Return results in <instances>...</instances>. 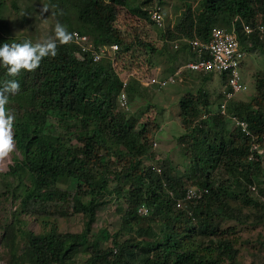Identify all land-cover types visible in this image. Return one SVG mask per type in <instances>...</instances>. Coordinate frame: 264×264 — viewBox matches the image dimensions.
Returning a JSON list of instances; mask_svg holds the SVG:
<instances>
[{"label":"trees","instance_id":"obj_1","mask_svg":"<svg viewBox=\"0 0 264 264\" xmlns=\"http://www.w3.org/2000/svg\"><path fill=\"white\" fill-rule=\"evenodd\" d=\"M137 1L47 0L56 20L70 33L88 35L97 47L117 44L120 50L115 56L116 67L108 58L100 62L79 60L75 56L79 50L76 44L58 43L54 58H44L34 72L22 71L15 77L20 91L10 97L7 108L16 117L14 140L23 159L15 158V165L5 175H17L26 169L35 177L37 188L30 190L21 204L26 215L64 218L80 213L84 229L80 233H62L52 226L35 234L18 229L20 221L14 220L3 236L9 255L7 264H74L72 254L81 248L89 254L86 264H240L238 250L230 238L235 232L229 227L224 229L229 221H240L243 209L234 207L233 202L251 207L258 214L257 223L264 221V203L251 191L255 185L258 196L264 198V183L257 181L258 177L264 179V153L252 152L253 143L264 151L263 73L256 77V95L246 102L228 101L226 115L221 113L222 104L216 112L209 107L203 90L198 91V96L190 94L180 101L185 133L179 143L187 148L186 156L192 163L187 176L175 174L168 161L160 165L159 174L152 170L154 164L145 165V160L154 159L149 151L150 137L158 125L150 119L141 122V115L139 118L120 107V75L133 68H145L142 75L152 77L159 67L154 58L167 54L171 64L164 67L160 61L163 69L159 73L166 78L179 69L175 61L181 51L187 53L188 45L182 41V48L170 54L167 41L156 46L142 37L139 28L154 24L149 10L164 0H143L136 5ZM12 6L19 8L16 2ZM123 9L131 12L128 20L120 19ZM5 10L7 5L0 0V46L29 40L8 35L2 22ZM192 16L189 7L175 27L183 37L207 40L214 28L220 24L231 28L233 20L238 19L234 24L246 52L264 49V32L257 29L264 25V0H203L198 16L187 19ZM220 16L226 22H217ZM242 21L251 25L252 34L243 33ZM191 74L202 76L204 81L214 76ZM189 75L185 73L177 83L182 85ZM221 77L226 86L225 76ZM6 79L10 77L0 66V84ZM153 87H144L131 78L126 88L130 106L146 98L145 91ZM200 105L203 109H199ZM53 116L59 117L62 128L67 118L81 125V129L66 130L76 139L77 147L66 146V134L61 135L58 127L50 124ZM227 118L233 126V118L247 121L251 134L236 125L230 129ZM251 154L255 160L249 162ZM221 169L223 175H228L223 184L211 175ZM231 182L236 187L235 200L226 193L234 185ZM188 183L208 192L179 208L177 201L184 198ZM113 199L127 205L121 230L133 236L126 241L121 239L122 231H93L97 212ZM142 206L149 208L148 215L139 214ZM157 225L160 227L155 230ZM19 237L21 242L16 240ZM109 242L111 247H107Z\"/></svg>","mask_w":264,"mask_h":264},{"label":"rangeland","instance_id":"obj_2","mask_svg":"<svg viewBox=\"0 0 264 264\" xmlns=\"http://www.w3.org/2000/svg\"><path fill=\"white\" fill-rule=\"evenodd\" d=\"M142 1L138 0L135 4L139 5ZM3 2L7 5V10L2 15V22L10 32L8 34L9 36L26 37L34 43L38 40L54 36V28L57 20L52 9L49 8L47 14H41V8L47 4V0H3ZM14 2L18 4V9L12 6ZM131 6L133 5L131 4ZM161 7L164 20L166 21L165 33L168 39L172 41L173 38L179 37L181 40L180 37L184 36L183 32L175 30V27L181 22L189 7H191L193 16L187 19L192 20L195 16H198L203 10V0H164ZM130 13V11L128 12V10L123 9L120 19L128 20L131 17ZM226 20L225 17L220 16L217 22H226ZM259 20L261 21L262 19L259 18ZM220 25L217 27L225 26V24ZM138 33H141L142 37L147 38L156 46L163 45L161 39L164 35V30L154 24L149 23L145 28H139ZM181 44L182 41H180ZM171 47L172 44H170ZM183 52L181 51L179 54L175 65L181 66L190 58L186 52ZM163 56L157 55L154 58L158 61L157 65L159 67H157V72L163 69L161 62L164 63V67L171 64L168 61V55L165 54ZM262 73L264 74V49H257L252 51L251 54H248L244 60V66L241 69V74L248 89L234 96L232 100L250 101L256 95V77ZM190 75L185 78L182 85L181 83H177V85H168L163 89L156 87L148 88L145 91L146 98L132 103L129 110L130 113L139 115V118L141 115V122L150 119L158 125V128L153 130L150 137L151 147L149 151L153 153L154 159L145 160V165L152 163L163 167L165 165L164 163L168 161L174 169L175 174L183 177L191 172L189 167L192 163L190 157L186 156L187 148L179 143V139L185 133V128L180 119V101L190 94L198 96V91L203 90L208 95L209 107H212L214 112H216L219 109V105L224 101V91L226 90V86L221 81V76L219 75H214L207 81H204L202 76L193 77L191 73ZM199 109H203V106L200 105ZM58 119L59 117L53 116L49 121L52 126L56 125L58 127L57 132L63 136L66 134V130L82 128L81 125L71 118L65 120V126L62 128L58 124ZM227 121L230 129H233L235 125L233 126L230 119ZM71 137L66 134L65 138L67 140H65V144L69 148H75L78 144L76 139ZM154 143H157L156 147ZM15 158L18 160L23 159L22 154L17 149V145L9 158L0 161V264H7L9 255L7 248L4 246L5 241L3 240V236L6 227L14 220L20 221L19 224H16L18 229L21 228L34 232L35 234H41L52 226H57L58 230L62 233H80L84 229V217L80 213L72 214L64 218H53L49 216H30L22 211L21 204L23 199H25L30 190L36 189L38 185L35 177L26 169L20 171L17 175H5V173L11 170V166L15 165ZM262 166L264 168V162ZM211 175L215 176L219 180V183L222 184L226 182L228 177V175L222 174V169L212 171ZM257 181L260 185L264 183V179L261 177H258ZM233 184V186L231 185L229 187L230 191H226V193L235 200L236 198L233 197H236V187L235 183ZM61 186L63 187L64 185ZM190 187L196 186L188 183L186 188L188 189ZM233 206L243 209L239 217L241 222L231 220L224 226V229H228L229 227L232 229V232H235V234L230 235V238L233 241L235 249L238 250V261L240 264H264V221L257 223L256 216L258 214L253 212L250 209L251 207L245 208V206H242L239 201L235 200ZM121 207L122 210H120ZM126 207L125 202L116 201L115 199L108 205L102 207L97 212L96 221L93 224L94 233L104 228L109 229L111 233L122 231V216ZM47 227L48 229H46ZM159 227L160 225L155 226V230H158ZM120 236L122 241H126L133 234L123 230ZM16 240L21 242L20 237ZM111 245V242H109L107 247H111ZM88 258L89 254L86 248L78 249L72 254L74 264H86Z\"/></svg>","mask_w":264,"mask_h":264},{"label":"built area","instance_id":"obj_3","mask_svg":"<svg viewBox=\"0 0 264 264\" xmlns=\"http://www.w3.org/2000/svg\"><path fill=\"white\" fill-rule=\"evenodd\" d=\"M151 21L154 25L158 26L164 30V35L162 36V44L166 41L170 54H174L177 50L182 48L180 41H183L188 45L187 55L190 56L188 61L185 64L179 66V69L172 75L168 77H160L157 69L154 73V76L150 77L149 74H143L145 68L133 70L127 74H121V82L123 84V90L119 95V104L120 107L126 111H129L131 106L128 102L126 88L130 83L131 78L137 79L142 86L144 87H153L164 88L168 85L176 84L183 80V75L185 73H200V74H214L219 76H225L226 90L224 91V101L220 107L221 113L226 115V105L227 102L232 100L234 96L239 93L245 92L248 87L244 82L243 75L241 74V69L244 65V60L248 56V52L242 47L238 32L235 27V22L238 19H234L232 22V27H217L214 28L208 37L207 40H203L199 37L175 39L170 41L168 36L165 33L166 21L164 20L163 11L161 5H156L149 10ZM257 29L263 33L264 25H258ZM242 31L244 34H252L254 29L250 24L242 21ZM169 41H168V40ZM76 44L79 50L76 52L75 56L79 60L91 59L93 62H100L104 58H108L114 62L113 66L117 67L115 61V56L120 50L119 45H101L95 46L91 38L88 35H83L77 31L73 33V40L71 41ZM170 44L172 47L170 48ZM148 66H146L147 68ZM222 78V77H221ZM233 123L236 127H240L244 133L251 134L248 128V123L245 120H239L233 118ZM154 146H157V143H154ZM252 152H256L259 155L264 153L260 145L253 143ZM255 160L254 154L249 156L248 161L251 162ZM152 170L156 173H161V167L157 164L152 165ZM251 191L255 197L262 200L264 203V198H261L257 194V187L254 185L251 187ZM208 192L207 189L202 190L197 187H190L186 189V194L184 198L177 201V207L181 208L186 206L187 203H190L192 200L200 199L204 194ZM149 213V208L142 206L139 208V214L141 216H146Z\"/></svg>","mask_w":264,"mask_h":264},{"label":"clouds","instance_id":"obj_4","mask_svg":"<svg viewBox=\"0 0 264 264\" xmlns=\"http://www.w3.org/2000/svg\"><path fill=\"white\" fill-rule=\"evenodd\" d=\"M48 11L49 5H43L41 14H47ZM72 40L73 34L68 31L67 26L57 21L54 36L35 43L24 40L11 44L6 42L0 46V66L6 69V74L10 77L0 84V161L9 158L16 148L13 131L16 117L14 112L7 108L10 97L17 95L20 91V83L15 77L22 71L34 72L40 67L44 58H54L57 55L58 43L64 45Z\"/></svg>","mask_w":264,"mask_h":264}]
</instances>
